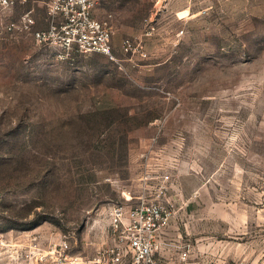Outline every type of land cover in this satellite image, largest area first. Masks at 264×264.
Returning <instances> with one entry per match:
<instances>
[{
    "label": "rangeland",
    "instance_id": "1",
    "mask_svg": "<svg viewBox=\"0 0 264 264\" xmlns=\"http://www.w3.org/2000/svg\"><path fill=\"white\" fill-rule=\"evenodd\" d=\"M47 1L0 14V264L29 234L92 258L165 174L161 254L261 264L264 0H104L110 55L36 42Z\"/></svg>",
    "mask_w": 264,
    "mask_h": 264
},
{
    "label": "built area",
    "instance_id": "2",
    "mask_svg": "<svg viewBox=\"0 0 264 264\" xmlns=\"http://www.w3.org/2000/svg\"><path fill=\"white\" fill-rule=\"evenodd\" d=\"M24 1L0 0V14ZM103 1L48 0V25L45 29L33 31L35 41L47 45L58 43L66 50L75 47L82 52L97 51L110 55L107 22L94 17V10ZM34 22L29 12H25L17 23H8L5 28L10 33L28 31ZM161 178L150 195L139 197L134 205L114 204L109 208V242L92 258L71 253L66 236L44 243L36 234L25 236L12 253L23 264H161L160 239L175 211L174 202L168 196L170 176L165 174ZM189 250L185 246L181 248V261L188 259Z\"/></svg>",
    "mask_w": 264,
    "mask_h": 264
},
{
    "label": "crops",
    "instance_id": "3",
    "mask_svg": "<svg viewBox=\"0 0 264 264\" xmlns=\"http://www.w3.org/2000/svg\"><path fill=\"white\" fill-rule=\"evenodd\" d=\"M161 250L159 251V258H160L161 264H188L189 263L188 259L185 262L181 261L179 259V254H178V256L176 255V257L174 259L173 257L166 256L164 253L161 254ZM210 262H212V264H220L221 261L220 260H215V261L203 260L200 262L196 261L195 263L196 264H210ZM191 264H192V262H191Z\"/></svg>",
    "mask_w": 264,
    "mask_h": 264
}]
</instances>
